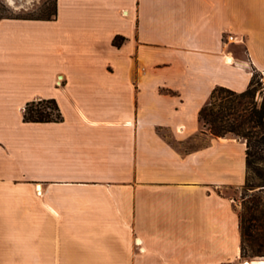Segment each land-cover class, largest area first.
Here are the masks:
<instances>
[{
	"label": "crops",
	"instance_id": "0c3cea01",
	"mask_svg": "<svg viewBox=\"0 0 264 264\" xmlns=\"http://www.w3.org/2000/svg\"><path fill=\"white\" fill-rule=\"evenodd\" d=\"M55 8L0 19V201L29 225L0 264L238 262L226 190L245 182V141L213 136L198 113L215 87L240 92L264 71V0ZM47 99L61 120L23 119Z\"/></svg>",
	"mask_w": 264,
	"mask_h": 264
},
{
	"label": "trees",
	"instance_id": "16d2710c",
	"mask_svg": "<svg viewBox=\"0 0 264 264\" xmlns=\"http://www.w3.org/2000/svg\"><path fill=\"white\" fill-rule=\"evenodd\" d=\"M56 15L55 3L49 16L36 18H12L51 20ZM5 19V18H4ZM122 38L113 43L120 45ZM262 77L253 73L248 86L237 92L223 86L215 87L198 113L202 128L213 136L234 133L245 141L246 177L245 189L255 185L249 171L253 170L264 186V95L260 101L255 99L262 84ZM264 86V85H261ZM61 114L53 99L32 101L26 104L23 119L32 122L61 120ZM258 163H261L258 165ZM245 214L239 213L240 256H246L247 247L255 248V253L264 252V208L260 199L251 197L244 206ZM261 230V232H260Z\"/></svg>",
	"mask_w": 264,
	"mask_h": 264
},
{
	"label": "rangeland",
	"instance_id": "374dc122",
	"mask_svg": "<svg viewBox=\"0 0 264 264\" xmlns=\"http://www.w3.org/2000/svg\"><path fill=\"white\" fill-rule=\"evenodd\" d=\"M54 3L55 0H0V19L49 16ZM257 74L262 77L261 85H264V71L257 72ZM261 85L260 89L256 92L255 99L257 101H260L261 96L264 95V86ZM228 135L241 138L234 133H228ZM260 164L261 163H258V165ZM249 174L253 177L255 183L253 187L245 189L243 184L239 188L231 187L226 190V193L232 199L238 214H245L244 206L251 197L260 199L261 207L264 208V186L260 185V179L256 177L255 171L250 170ZM18 204V202L10 200L0 201V244L27 239L26 234L28 232L27 229L29 230V225L27 219L20 216V211L18 210L21 205ZM42 229L44 230V228ZM255 248L256 247L250 249L247 247L246 256H241L236 263L226 264H246V262L254 264L256 260L264 259V252L263 255L257 254L254 251Z\"/></svg>",
	"mask_w": 264,
	"mask_h": 264
},
{
	"label": "built area",
	"instance_id": "2783aa9c",
	"mask_svg": "<svg viewBox=\"0 0 264 264\" xmlns=\"http://www.w3.org/2000/svg\"><path fill=\"white\" fill-rule=\"evenodd\" d=\"M234 42L236 41L235 38L232 36V35H227L225 38H224V42Z\"/></svg>",
	"mask_w": 264,
	"mask_h": 264
},
{
	"label": "bare ground",
	"instance_id": "6f19581e",
	"mask_svg": "<svg viewBox=\"0 0 264 264\" xmlns=\"http://www.w3.org/2000/svg\"><path fill=\"white\" fill-rule=\"evenodd\" d=\"M242 264H244V263H242ZM246 264H250V263H249V262H246ZM254 264H264V259L256 260V261L254 262Z\"/></svg>",
	"mask_w": 264,
	"mask_h": 264
}]
</instances>
